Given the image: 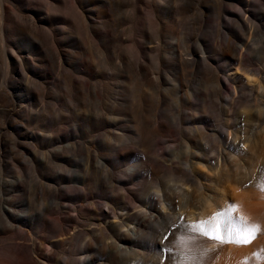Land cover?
Masks as SVG:
<instances>
[{"label": "rangeland", "instance_id": "rangeland-1", "mask_svg": "<svg viewBox=\"0 0 264 264\" xmlns=\"http://www.w3.org/2000/svg\"><path fill=\"white\" fill-rule=\"evenodd\" d=\"M67 1L68 3L64 4V7L62 5L65 10L60 5H56L58 9L52 11L60 17H68L67 23L53 24L54 26L44 25L43 31L39 32L32 27L31 23L26 24V22L22 29H17L9 35L10 41H7L5 46L0 30V82L7 74L4 52L6 47L8 50L20 51L22 55L26 54L31 57L30 62L27 63L29 71H32L31 65L34 64L37 68L39 67L38 70L41 73L47 72L45 82L42 84L43 88L35 84L33 86L26 79L20 80V85L16 84L17 87L15 85H10L12 88L9 87V90L12 91H8L16 95L14 105L28 104L29 114L25 111L21 112L20 118L12 117L4 110L19 109L20 105L19 107H14V105L10 107V105L7 106V102L0 101V104H3L0 105V166L2 165L0 170V261L15 260L19 253H23L31 264H233L234 260H238L239 264H264V231L260 229L255 233L250 243L236 244L221 243L199 233H192L190 228L182 227V225L180 227V224L169 227L172 225L173 215L181 214V211L185 213V209L180 208L178 197L175 199L172 196L174 199H169L173 202L174 209L169 211V215H165L167 225L163 221L165 219L163 216L160 217L162 220L160 218L153 221L146 220L143 222L141 234L137 238L127 239L126 235L120 232L119 227L112 225L120 222L119 219L126 218V216L123 218L113 217V213L124 212L126 214L129 211L134 214L133 222L123 230L132 227L136 221L145 219L143 217L145 214L141 215L137 211L144 212L149 209L159 213L160 209L157 203L153 200L146 202L148 195L151 193L155 195L158 185L173 186L175 183L181 182L172 180L175 176L165 167H156L153 172L149 169V165L158 162L165 163V165L171 164L169 160L174 155L183 152L187 140L192 138L195 139L197 147L204 143L203 145L209 146L211 150L219 146L226 147L227 150L226 171L223 174L213 177L211 180L200 178L199 183H203L205 186L202 191L196 185L183 186L190 190L192 204L199 205L207 195L224 190L232 200L223 205L221 209L216 208L212 217H216L217 213L225 214L220 218L221 235L225 237L228 217H231L235 224L248 226H259V222L262 224V219L260 221L248 218L235 219L231 212L235 209L237 199L260 204L264 210V0H252L249 7L237 2H233L237 3L233 4L229 0H200L199 4L196 3L199 0H174L175 2L163 0L164 3H161V0H111V2L110 0H82L86 5L85 9L105 12L104 15L98 13L99 17H95L96 28L99 27L97 28L99 34L95 37L90 35L86 20L82 16L79 18L74 16L75 14L70 9V0ZM7 3H10V6L13 5L18 13L31 15L22 11L25 4L46 12V5L53 7L52 5L56 2L53 0H7ZM139 3H142V8ZM231 3L233 5L230 7ZM133 5L135 9L138 7V11L134 9ZM223 6L244 16L246 15L245 11H248L246 16H249L252 27L242 28L241 24L239 25L238 17L226 14L223 11ZM60 8L62 11L59 10ZM125 8L126 15L124 14ZM130 8L133 10L128 11ZM201 8L202 15L198 13ZM58 10L60 12H57ZM131 12H134L136 16ZM189 13L192 16L197 15V18L192 17ZM117 14L122 18H119L120 16ZM216 17L217 19L221 17L220 23ZM236 21L239 23H235ZM73 22L75 25L77 24L76 27L71 25ZM217 24H221L220 27L223 28ZM62 26L63 29H66H64V35L68 38L66 43H61L59 46L60 49L67 50V60L64 65L63 62L58 61L60 59L57 58L58 46H56L57 40L61 37L57 28ZM65 26H69V28ZM87 28L90 34L85 30ZM113 28H117L115 30L118 34ZM75 30L81 31V33L74 32ZM150 31L157 33L153 34ZM87 34L95 39L90 38ZM217 34L219 35L217 36ZM38 35L41 40L35 38ZM50 36L52 37L50 38ZM73 38L75 43L70 42ZM176 38H179L180 42ZM89 40L90 42L98 41L99 44L96 42L94 44L99 45V50L102 48L104 52L97 51L98 47L90 43L93 44L94 51ZM174 40H177L176 43ZM184 40L186 41L184 42ZM38 41H46L47 44L43 42L44 46ZM152 41L153 43H151ZM244 41L247 46L243 52L249 57L245 60L244 69L248 68L250 72L243 69L237 71V65L221 55L222 49L228 43L230 46L233 45L240 49L241 45L245 44ZM200 42L207 45L205 48L206 50L209 48L208 54L217 60L213 65L221 67L222 71L219 74L228 84L226 88L224 87L225 90L222 89L220 93L215 91L212 79L207 77L208 75L200 64L195 65V68L190 65H181L174 55L175 49L185 51L189 48L188 44L198 47ZM215 42L216 44H214ZM119 43L122 46L120 45L118 48ZM157 44L161 49H157ZM88 45L90 46L88 47ZM44 47H46L45 50ZM55 47L56 49H54ZM220 48L221 50H219ZM47 49L50 51L47 52ZM159 50L161 52L158 53ZM48 53H51V57ZM116 56H120V58ZM142 60L144 63L140 64L139 61L142 62ZM77 62L80 67L82 66L80 73L75 68ZM126 62L128 63L126 64ZM135 66L136 70L133 69ZM62 67L68 70H63ZM107 68H109L108 72ZM60 70L63 71L60 72ZM136 71H140V75ZM67 72L70 74L72 72L73 78H70ZM66 74L70 80L66 78ZM204 74L207 75L209 81L206 78L202 79L205 77ZM12 75L17 77L19 73L12 71L8 74V78ZM248 77L251 79L250 82ZM72 79L80 81V85L87 84L82 88L84 91L81 88L78 92L71 91V88L67 90ZM84 80L87 81L83 82ZM101 86H103L102 89ZM235 86L236 93L233 89ZM34 87L38 88L35 90ZM138 94L139 96H137ZM29 96L32 98L28 101ZM41 97H43V101ZM145 98L147 99L145 100ZM138 104L141 107L137 110ZM132 105L133 107H131ZM134 112H136L135 115ZM17 119L20 121L18 122ZM21 123L28 131L37 132L39 135L34 139L24 141L16 132L15 127ZM199 126L206 129L203 134H201L202 130ZM235 129H238L240 136V145L237 150L231 148L227 139V132ZM6 130L11 133L12 137L5 134ZM154 130L157 131L154 132ZM217 131L220 132L217 136L212 133ZM221 133H224V136ZM65 134L66 137H64ZM8 135L9 137H7ZM128 151L127 155L120 157V152L126 154ZM236 155L238 160L234 158ZM209 159L211 161L213 157H209ZM104 161L105 163H103ZM238 162L240 163L239 167ZM131 167L136 170L133 174ZM234 187L239 188L238 195L234 193ZM121 194H125L127 200L116 198ZM159 194L162 195L160 191ZM178 199L179 201H177ZM103 210L112 213V217L108 219ZM20 213H25L28 219H19ZM16 215L17 217H15ZM5 223L9 229L6 228V225L4 227ZM12 223L14 224L12 225ZM19 228H22L21 231L18 230ZM170 228L174 230V234ZM175 231H177V235ZM113 241L127 246L129 249L125 251H133V253L124 254L118 249H111L109 244ZM162 249L164 250L162 251ZM49 254L51 257L48 260L45 257ZM187 257L191 258L189 263L184 262Z\"/></svg>", "mask_w": 264, "mask_h": 264}, {"label": "bare ground", "instance_id": "bare-ground-1", "mask_svg": "<svg viewBox=\"0 0 264 264\" xmlns=\"http://www.w3.org/2000/svg\"><path fill=\"white\" fill-rule=\"evenodd\" d=\"M13 1H18V0H13ZM43 1V0H42ZM54 2H56V3H54L52 6L53 7H47V5H46V9H47V11L46 12H43V11H40V10H37V9H35V8H33V7H31L29 4H25V7H23V9H22V11H25V12H27V13H29V14H31V15H23V14H21V13H18V11L16 10V8H14L13 7V5L12 6H10L8 3H7V0H0V30H1V39H2V42H3V45L5 46V44L7 43V41H10V39H9V35L13 32V31H16L17 29L18 30H20V29H22V27L24 26V23H26V24H28V22L29 23H31L33 26L32 27H34V29L36 30V31H39L40 32V30H42L43 31V28L45 27L44 25H53V24H61V23H67L68 22V17L67 18H63V17H60V16H58L57 14H55V13H53L54 12V10H56V8H57V6L56 5H60V7L62 8V5H63V7H64V4L66 5V3H68V1L67 0H53ZM119 1V0H118ZM127 1V0H126ZM129 1H131V0H129ZM137 1V0H136ZM152 1H154V0H152ZM173 2H175L174 0H172ZM172 1H171V3H172ZM177 1V0H176ZM184 1V0H183ZM182 1V2H183ZM185 1H187V0H185ZM191 1V0H190ZM193 1V0H192ZM218 1V0H217ZM222 1V0H221ZM229 1H231L232 3L233 2H237V3H240L241 5H243V6H247V7H249L250 5H251V3H252V0H229ZM51 2V1H50ZM110 2H111V0H110ZM115 2V1H114ZM135 2V1H134ZM133 2V3H134ZM163 2V0H161V3ZM120 3V2H119ZM125 3V2H124ZM148 3H149V1H148ZM152 3V2H151ZM164 3V2H163ZM179 3H180V1H179ZM187 3V2H186ZM191 3V2H190ZM196 3H200V0H199V2L197 1ZM231 3V5H230V7L233 5V4H237V3H233L232 4ZM50 4H52V2L50 3ZM69 4H70V9L73 11V13L75 14L74 16H76V17H83V19H85L86 20V24L88 25V28H89V31L91 32V34H90V32L88 31V28L87 29H85V30H87L88 32H89V34L90 35H94V37L95 36H97L98 34H99V32H98V29L97 28H99V27H97L96 28V20H95V17H99L98 16V13H100V14H105V12L103 11V10H100V11H98V12H96V11H94V10H92V9H85V7H86V5H84L83 4V1L82 0H70L69 1ZM131 4V3H130ZM129 4V5H130ZM140 4V3H139ZM142 4V3H141ZM140 4V5H141ZM156 4V3H155ZM167 4V3H166ZM197 4V5H198ZM111 5V4H110ZM135 5V4H134ZM134 5H133V7H134ZM151 5V4H150ZM169 5V4H168ZM174 5V4H173ZM177 5H179L178 3H177ZM183 5H185L184 3H183ZM192 5V4H191ZM235 6V5H234ZM240 6V5H239ZM99 7H100V5H99ZM118 7H119V5H118ZM143 7V5H141V8ZM198 7H199V5H198ZM200 7H201V5H200ZM213 7H214V5H213ZM215 7H216V5H215ZM218 7H219V3H218ZM61 8L59 9V10H61ZM67 8H68V4H67ZM94 8V7H93ZM96 8V7H95ZM222 8V7H221ZM237 8V7H236ZM58 9V8H57ZM62 9H64L65 10V8H62ZM102 9V8H101ZM119 9V8H118ZM127 9H129V8H127ZM134 9H135V7H134ZM174 9V8H173ZM239 9V8H238ZM57 11V12H60V11ZM131 10H133L132 8H130V10H128V11H131ZM136 11H138V7H136V9H135ZM134 10V11H135ZM143 10V9H142ZM152 10V9H151ZM188 10V9H187ZM192 10V9H191ZM195 10H196V8H195ZM195 10L193 11V12H195ZM201 11H199L198 13L199 14H201L202 13V8L200 9ZM233 10V9H232ZM230 11L229 10V8H227L226 6H223V11L226 13V14H228V15H231V16H236V17H238V21L240 22H238V21H236L235 23H239V25L241 24V27L242 28H249V27H252L251 25H250V18H249V16H246L247 15V13H248V11H245V13L244 14H246L245 16L244 15H241V14H237V13H235V12H233V11ZM53 11V12H52ZM62 11V10H61ZM66 11H68V9H66ZM65 11V12H66ZM70 11V10H69ZM135 11V12H136ZM196 11H198V10H196ZM204 11V10H203ZM217 11H219L218 9H217ZM221 11V10H220ZM20 12V11H19ZM120 12V11H119ZM127 12V10H126V8H125V10H124V14ZM205 12V11H204ZM224 12H223V14H224ZM62 13V12H61ZM61 13H60V15H61ZM64 13V12H63ZM132 13H134V12H131V14ZM183 13H185V12H183ZM70 15H71V13H69ZM128 14H130V13H128ZM127 14V15H128ZM131 14H130V16H131ZM148 14V16H149V13H147ZM152 14V13H151ZM190 14V13H189ZM261 14H263V13H261ZM67 15V14H66ZM69 15V16H70ZM119 14H117V16H118ZM122 15V14H121ZM126 15V14H125ZM134 15L136 16V14L134 13ZM145 15H146V13H145ZM191 15V14H190ZM189 15V16H190ZM202 15V14H201ZM219 15V14H218ZM227 15V16H228ZM73 16V15H72ZM120 16V15H119ZM123 17H124V15H122ZM129 16V15H128ZM185 16V15H184ZM192 16V15H191ZM193 16H195V15H193ZM192 16V17H193ZM197 16V15H196ZM195 16V18H197ZM200 16V15H199ZM217 16V15H216ZM132 17H133V15H132ZM151 17H154V16H152L151 15ZM178 17V16H177ZM180 17V16H179ZM188 17V16H187ZM192 17H190V18H192ZM202 17V16H201ZM203 17H204V15H203ZM202 17V18H203ZM219 17V16H218ZM77 18V19H78ZM118 18V17H117ZM116 18V19H117ZM119 18H122L121 16L119 17ZM130 18V17H129ZM71 19V18H70ZM73 19H74V17H73ZM126 19V18H125ZM131 19V18H130ZM139 19V18H138ZM146 19H148L147 17H146ZM149 19H150V17H149ZM204 19V18H203ZM216 19H217V17H216ZM220 19H221V17H220ZM220 19H217V20H219V22L218 23H220L221 21H220ZM230 19V18H229ZM235 19V18H234ZM233 19V20H234ZM76 20V19H75ZM74 20V21H75ZM101 20V19H100ZM121 20V19H120ZM195 20V19H194ZM193 20V21H194ZM199 20H201V18H199ZM216 20V21H217ZM226 20V19H225ZM227 20H228V18H227ZM231 20V19H230ZM236 20V19H235ZM234 20V21H235ZM119 21V20H118ZM179 21H180V19H179ZM204 21V20H203ZM215 21V22H216ZM229 21V20H228ZM101 22V21H100ZM113 22H115L114 21V19H113ZM132 22H133V20H132ZM149 22H150V20H149ZM181 22V21H180ZM180 22H179V24H180ZM188 22V21H187ZM196 22H198L197 20H196ZM214 22V23H215ZM223 22V21H222ZM83 23V22H82ZM104 23V22H103ZM130 23V22H129ZM182 23V22H181ZM202 23V22H201ZM217 23V22H216ZM128 24V23H127ZM134 24V23H133ZM133 24H131V25H133ZM137 24V23H136ZM185 24V23H184ZM200 24V23H199ZM233 24V23H232ZM72 26H75L76 27V25H75V23L73 22L72 24H71ZM196 25V24H195ZM218 25V24H217ZM221 25V24H220ZM220 25H218L219 27H220ZM257 25V24H256ZM255 25V26H256ZM28 26V25H27ZM54 26V25H53ZM71 26V27H72ZM101 26H103V25H101ZM137 26V25H136ZM135 26V27H136ZM145 26V25H144ZM185 26V25H184ZM193 26V25H192ZM223 26V25H222ZM66 28H69V26H65ZM70 27V28H71ZM80 27V26H79ZM181 27V26H180ZM180 27H178V28H180ZM182 27H183V25H182ZM78 28V27H77ZM125 28V27H124ZM129 28H131L130 26H129ZM132 28H133V26H132ZM156 28V27H155ZM159 28V27H158ZM157 28V29H158ZM197 28V27H196ZM220 28H223V27H220ZM219 28V29H220ZM33 29V28H32ZM46 30H47V28H45ZM65 29V28H64ZM64 29H63V26L62 27H58L57 28V30L59 31L58 32V34L59 35H61V37L57 40V44H56V46H58V51H57V53H58V59H60V60H58L59 62L61 61V62H63V65H64V62L67 60V50H63V49H60L59 48V46H60V44L61 43H66L67 41H68V38H67V36H65L64 35ZM114 29V28H113ZM116 30H117V28H115ZM114 29V30H115ZM157 29H156V31H157ZM183 29V28H182ZM189 29V28H188ZM187 29V30H188ZM66 30V29H65ZM71 30V29H70ZM79 30V29H78ZM106 30H108V29H106ZM116 30H115V32H116ZM155 30V29H154ZM176 30V29H175ZM197 30V29H196ZM200 30V29H199ZM31 31V30H30ZM41 31V32H42ZM84 31V30H83ZM82 31V32H83ZM104 31V30H103ZM127 31V30H126ZM155 31V32H156ZM158 31H160V30H158ZM185 31V30H184ZM183 31V32H184ZM218 31V30H217ZM35 32V31H34ZM34 32H33V38H34ZM68 32V31H67ZM74 32H79V31H77V30H75ZM86 32V31H85ZM106 32V31H105ZM114 32V31H113ZM150 32H153V31H150ZM149 32V33H150ZM155 32H153V34L155 33ZM175 32V31H174ZM187 32V31H186ZM200 32V31H199ZM51 33V32H50ZM79 33H81V31L79 32ZM117 33V32H116ZM120 33V32H119ZM157 33V32H156ZM191 33V32H190ZM39 34V33H38ZM44 34V33H43ZM78 34V33H77ZM89 34H87V36L89 35ZM111 34H113V33H111ZM118 34V33H117ZM151 34V33H150ZM153 34H151V35H153ZM159 34V33H158ZM171 34V33H170ZM192 34V33H191ZM195 34V33H194ZM30 35V34H29ZM46 35V34H45ZM44 35V36H45ZM52 35V34H51ZM79 35V34H78ZM89 35V36H90ZM121 35V34H120ZM124 35V34H123ZM184 35H186V36H188L186 33H184ZM183 35V36H184ZM219 34H217V36H218ZM43 36V37H44ZM49 36V35H48ZM83 36V35H82ZM86 36V35H85ZM129 36V35H128ZM144 36V35H143ZM186 36H184V37H186ZM225 36V35H224ZM39 37V35L38 36H36L35 38H38ZM41 37V36H40ZM47 37V36H46ZM45 37V38H46ZM52 36H50V38H51ZM71 37V36H70ZM76 37V36H75ZM79 37H81L80 35H79ZM78 37V38H79ZM116 37V36H115ZM124 37V36H123ZM154 37V36H153ZM153 37H151V38H153ZM156 37V36H155ZM154 37V38H155ZM160 37V36H159ZM191 37V36H190ZM194 37V36H193ZM221 37V36H220ZM42 38V37H41ZM90 38H93V37H91L90 36ZM89 38V39H90ZM120 38H121V36H120ZM129 38V37H128ZM127 38V40H129ZM153 38V39H154ZM198 38V37H197ZM219 38V37H218ZM12 39V38H11ZM15 39V38H14ZM39 39V38H38ZM55 39V38H54ZM80 39V38H79ZM93 39H95V38H93ZM131 39V38H130ZM142 39V38H141ZM177 39V38H176ZM179 39V38H178ZM177 39V40H178ZM185 39V38H184ZM193 39V38H192ZM196 39V38H195ZM232 39V38H231ZM244 39V38H243ZM15 40H17V39H15ZM37 40V39H36ZM39 40H41V39H39ZM45 40H47V39H45ZM81 40H83V38H81ZM90 40H92V39H90ZM90 40H89V44L90 43H93L94 44V42H96V41H92V42H90ZM156 40V39H155ZM154 40V41H155ZM176 40V41H177ZM226 40V39H225ZM228 40H230V39H228ZM54 41V40H53ZM53 41H51V42H53ZM71 41H75V39L73 38L72 40H70V42ZM130 41V40H129ZM158 42H159V40H157ZM156 41V42H157ZM170 41V40H169ZM168 41V42H169ZM175 41V40H174ZM176 41H175V43H176ZM179 42H180V40H178ZM186 40H184V42H185ZM191 41V40H190ZM220 41H221V39H220ZM224 41V40H223ZM38 42H41L42 44H43V42L44 41H38ZM73 42H72V45H73ZM77 42V41H76ZM86 43H87V41H85ZM143 42V41H142ZM150 42V41H149ZM171 42H173V40H171ZM181 42H182V40H181ZM199 42V41H198ZM219 42V41H218ZM228 42H230V41H228ZM234 42V41H233ZM40 43V44H41ZM44 43H46V41L44 42ZM48 43H49V41H48ZM54 43H56V42H54ZM54 43H53V45H54ZM75 43V42H74ZM96 43H98V41L96 42ZM96 43L94 44V46L95 47H98V46H96ZM116 43H118V42H116ZM122 43V42H121ZM151 43H153V41L151 42ZM150 43V44H151ZM161 43V42H160ZM178 43V42H177ZM189 44H190V42H188ZM192 43V42H191ZM196 43V42H195ZM220 43V42H219ZM244 43H245V41H244ZM47 44V43H46ZM68 44V43H67ZM85 44V43H84ZM92 44V45H93ZM99 44V43H98ZM123 44V43H122ZM122 44H120L119 43V45H118V48H119V46L121 45L122 46ZM150 44H148V45H150ZM159 44V43H158ZM158 44H157V47H158ZM181 44V43H180ZM189 44L187 45L189 48L187 49V50H185V51H183V50H181V51H179L178 49H175V51H174V55H175V57H176V59L179 61V63L181 64V65H190V66H195V65H199L200 64V66H202L203 67V69L205 70V72H206V74L208 75H206V74H204L205 75V77L203 78L202 77V79L204 80L205 78L209 81V79L207 78V77H209L210 78V80L212 79V81L211 82H213V87H214V89H215V91L217 92V93H220L221 91H222V89H224V87L226 88L227 87V82L225 81V79L219 74V72L220 71H222V69H221V67L220 66H214L213 64L214 63H216L217 62V60H215L214 59V57L213 56H211V55H209L208 54V49L206 50V46L204 45V44H201V42H200V45L198 44L197 46L198 47H192V46H189ZM214 44H216V42L214 43ZM223 44H225V42H223ZM230 43H228V45H226V47L225 48H223L222 46H224V45H222L221 46V48H223L222 49V52H221V55L223 56V57H225V58H228L233 64H235V65H237V71L239 70V69H243V70H247V72H250V70L248 69V68H245L244 69V66H245V60L247 59V57L248 56H246L245 54H244V52H243V49L247 46L246 45V43L245 44H243V45H241V47H240V49H238L237 47H234L233 45H231V46H233V47H231L230 45H229ZM231 44H233V43H231ZM44 45V44H43ZM52 45V46H53ZM87 45V44H86ZM91 45V44H90ZM90 45H88V47L90 46ZM91 45V48H93V46ZM116 46H117V44H115ZM123 45H125V44H123ZM126 45H128V44H126ZM154 45H155V43H154ZM153 45V46H154ZM172 45V44H171ZM179 45V44H178ZM209 45V44H208ZM221 45V44H220ZM219 45V46H220ZM234 45H236L235 43H234ZM3 46V47H4ZM45 46V45H44ZM50 46V45H49ZM85 46V45H84ZM116 46H114V47H116ZM159 46H160V44H159ZM180 46V45H179ZM215 46V45H214ZM218 46V47H219ZM237 46V45H236ZM41 47H43V46H41ZM51 47V46H50ZM49 47V48H50ZM54 47V46H53ZM88 47H85V48H88ZM100 47V46H99ZM96 48L97 49V51H100V52H104V50L102 51V48H101V50H99L100 48ZM151 47V46H150ZM181 47V46H180ZM179 47V48H180ZM5 48V47H4ZM45 48L46 47H44V50H45ZM47 48H48V46H47ZM120 48H122L123 49V47H120ZM176 48V47H175ZM214 48V47H213ZM216 48V47H215ZM221 48L219 49V50H221ZM38 49H39V47H38ZM50 49H52V47L50 48ZM54 49H56V47L54 48ZM90 49V48H89ZM94 49V51H95V48H93ZM153 49V48H152ZM157 49H161V48H157ZM162 49H163V46H162ZM180 49H182V48H180ZM184 49V48H183ZM48 50L49 49H47V52H48ZM121 50V49H120ZM168 50V49H167ZM218 50V51H219ZM50 51V50H49ZM69 51V50H68ZM77 51V50H76ZM82 51V50H81ZM92 51V50H91ZM90 51V52H91ZM126 51V50H125ZM183 51V52H182ZM5 59H6V64L5 65H7V71H6V77H4L2 80H1V82H0V101L1 102H7V106H9L10 105V107H11V105H14L15 103H13L14 102V99H15V97H16V95L15 94H13V93H11V92H9V91H12V90H9V87L10 88H12L10 85H15L16 87H17V85L16 84H19L20 85V80H23V79H26L27 80V82L28 81H30V83L33 85V84H35V85H38V86H41L42 88H43V83L45 82V78H46V74H47V72L46 73H41V71H39L38 70V68H37V66L36 65H34V64H32L31 66H32V71H29V69H28V67H27V63L28 62H30V60H31V57H28L26 54H21V52L20 51H13L12 49L11 50H8L7 49V47H6V49H5ZM55 52V51H54ZM115 52V51H114ZM159 52H161L160 50L158 51V53ZM168 52V51H167ZM173 52V51H172ZM52 53V52H51ZM51 53L49 54V56L51 55ZM56 53V54H57ZM76 53H78V52H76ZM80 53V52H79ZM88 53H89V51H88ZM92 53V52H91ZM98 53V52H97ZM118 53V52H117ZM73 54V53H72ZM81 54V53H80ZM79 54V55H80ZM101 54V53H100ZM123 54H124V52H123ZM132 54V53H131ZM164 54V53H163ZM166 54H168V53H166ZM165 54V55H166ZM91 55V54H90ZM102 55V54H101ZM104 55V54H103ZM116 55V54H115ZM126 56H127V54H125ZM142 55V54H141ZM160 55V54H159ZM169 55V54H168ZM173 55V56H174ZM55 56H57V55H55ZM87 56V55H86ZM89 56V55H88ZM98 56H100V55H98ZM121 56V55H120ZM120 56H116V57H119L120 58ZM167 56V55H166ZM51 57V56H50ZM79 57V56H78ZM105 57V56H104ZM109 57V56H108ZM112 57V56H111ZM168 57H170V56H168ZM167 57V58H168ZM215 57H217V56H215ZM55 58V57H54ZM80 58V57H79ZM90 58V57H89ZM107 58V57H106ZM140 58H141V56H140ZM159 58V57H158ZM164 58V57H163ZM174 58V57H173ZM249 58V57H248ZM127 59V58H126ZM130 59V58H129ZM135 59H137L136 57H135ZM139 59V58H138ZM143 59V58H142ZM166 59V58H165ZM164 59V60H165ZM101 60V59H100ZM123 60V59H122ZM45 61V60H44ZM84 61V60H83ZM106 61V60H105ZM110 61V60H109ZM136 61V60H135ZM54 62V61H53ZM60 62V63H61ZM94 62V61H93ZM99 62V61H98ZM97 62V63H98ZM119 62V61H118ZM117 62V63H118ZM120 62H121V60H120ZM131 62H133V61H131ZM131 62H129V64H131ZM140 62V64L141 63H144L143 62V60H142V62L141 61H139ZM58 63V62H57ZM102 63V62H101ZM105 63V65H106V62H104ZM111 63V62H110ZM128 62H126V64H127ZM138 63V62H137ZM59 64V63H58ZM95 64V63H94ZM100 64V63H99ZM109 64V63H108ZM119 64V63H118ZM126 64H124V65H126ZM133 64V63H132ZM52 65H54V64H52ZM61 65V64H60ZM89 65V64H88ZM110 65V64H109ZM120 65V64H119ZM121 65H122V63H121ZM55 66V65H54ZM75 66V65H74ZM56 67V66H55ZM55 67H53V68H55ZM82 67V66H81ZM81 67H80V64H79V62H77L76 63V71L77 72H82L81 71ZM100 67H102L103 68V66H101V64H100ZM99 67V68H100ZM106 67H108V66H106ZM125 67V66H124ZM127 67H129L128 65H127ZM156 67V66H155ZM182 67V66H181ZM180 67V68H181ZM192 67V68H193ZM57 68H59V67H57ZM57 68H55V69H57ZM110 68V67H109ZM109 68H107V72L109 71ZM123 68V67H122ZM130 68V67H129ZM129 68H127V69H129ZM190 68V67H189ZM188 68V69H189ZM195 68V67H194ZM5 69V68H4ZM62 69L63 70H66L67 68H63L62 67ZM105 69V68H104ZM111 69V68H110ZM117 69V68H116ZM115 69V70H116ZM133 69L134 70H136V66H135V68L133 67ZM62 70V71H63ZM68 70V69H67ZM123 70V69H122ZM125 70V69H124ZM133 70V71H134ZM141 70V69H140ZM190 70V69H189ZM189 70H187L188 72H189ZM192 70H194V69H192ZM196 70V69H195ZM12 71H14V73H16V72H18L19 73V76H17V77H15V75H12L10 78H8V74L10 73V72H12ZM54 71V70H53ZM61 70H60V72H62ZM102 71V70H101ZM114 71V70H113ZM112 71V72H113ZM120 71V70H119ZM132 71V72H133ZM148 71V70H147ZM146 71V72H147ZM104 72V71H103ZM105 72H106V70H105ZM115 72V71H114ZM117 72V71H116ZM127 72H129V71H127ZM137 72V71H136ZM136 72H135V74H136ZM142 72H144V71H142ZM194 72V71H193ZM204 72V71H203ZM67 73H69L68 75H70V78H73V74H72V72H71V74H72V76H71V74H70V72H67ZM140 73V71L139 72H137V74H139ZM148 73V72H147ZM183 73V72H182ZM202 73V72H201ZM1 74V73H0ZM110 74H112L111 72H110ZM128 75H132L131 73L129 74V73H127ZM134 74V73H133ZM186 74V73H185ZM189 74V73H188ZM67 74H66V78H68L69 76H68ZM140 75V74H139ZM143 75V74H142ZM187 75V74H186ZM201 75V74H200ZM56 76H60V75H56ZM144 76V75H143ZM146 76V75H145ZM181 76V75H180ZM203 76V75H202ZM207 76V77H206ZM65 77V76H64ZM78 77H80V76H78ZM83 77V76H82ZM178 77V76H177ZM1 78V77H0ZM61 78V77H60ZM76 78H77V76H76ZM85 78H86V76H85ZM132 78V77H131ZM141 78H143V77H141ZM62 79V78H61ZM69 79V78H68ZM80 79V78H79ZM100 79V78H99ZM130 79V78H129ZM161 79V78H160ZM248 79H249V82L251 81V79L248 77ZM26 80H24V81H26ZM47 80H48V76H47ZM70 80V79H69ZM82 80V79H81ZM184 80V79H183ZM68 81V80H67ZM87 80H84L83 82H86ZM101 81V80H100ZM145 81V80H144ZM180 81V80H179ZM66 82V81H65ZM89 82V81H88ZM95 82V81H94ZM96 82H97V80H96ZM96 82H95V84H96ZM106 82V81H105ZM29 83V82H28ZM69 83V82H68ZM67 83V84H68ZM82 83V82H81ZM91 83V82H90ZM149 83H151V82H149ZM209 83V82H208ZM46 84V83H45ZM66 84V83H65ZM66 84V85H67ZM83 84V83H82ZM80 85V81H73V79L70 81V83L68 84V85H70V87H68L69 89H67V90H70V88H71V91L73 90V91H75V92H78L79 90H80V88H81V90H82V88L84 87V86H86V85ZM178 84V83H177ZM183 84V83H182ZM28 85V84H27ZM35 85H33V86H35ZM99 85V84H98ZM101 85H102V83H101ZM31 86V85H30ZM47 86V85H46ZM56 86V85H55ZM54 86V87H55ZM82 86V87H81ZM142 86V85H141ZM145 86V85H144ZM40 87V88H41ZM97 87V86H96ZM102 87L103 86H101V89H102ZM143 87V86H142ZM211 87V86H210ZM229 87H231L232 88V86H229ZM234 87V86H233ZM31 88V87H30ZM35 88V90H36V88H38V87H34ZM39 88V89H40ZM45 88V87H44ZM88 88V87H87ZM95 88V87H94ZM159 88V87H158ZM176 88V87H175ZM200 88V87H199ZM198 88V89H199ZM39 89H38V92H39ZM55 89V88H54ZM96 89V88H95ZM142 89V88H141ZM179 89H180V87H179ZM234 89V91H235V93L237 92L236 91V86H235V88H233ZM9 90V91H8ZM225 90V89H224ZM44 91H46L45 89H44ZM57 91V90H56ZM82 91H84V90H82ZM81 91V92H82ZM146 91V90H145ZM181 91V90H180ZM179 91V92H180ZM199 91H200V89H199ZM37 92V91H36ZM41 92H42V90H41ZM41 92H40V94H41ZM70 92V91H69ZM74 92V93H75ZM184 92V91H183ZM186 92V91H185ZM201 92V91H200ZM225 92V91H224ZM224 92H222V93H224ZM55 93V92H54ZM61 93V92H60ZM68 93V92H67ZM71 93V92H70ZM70 93H68V94H70ZM144 93V92H143ZM221 93V94H222ZM18 94V93H17ZM39 94V93H38ZM46 94V93H45ZM44 94V95H45ZM59 94V93H58ZM149 94V93H148ZM187 94H188V91H187ZM194 96H195V94L194 93H192ZM220 94V96H222L223 97V95H221ZM31 95V94H30ZM42 95V94H41ZM72 95H73V92H72ZM78 96H79V93L77 94ZM140 95H141V92H140ZM145 96H147L146 94H144ZM143 95V96H144ZM185 96H186V94H184ZM190 95V94H189ZM20 96V95H19ZM137 96H139V94L137 95ZM137 96H134V97H137ZM45 97V96H44ZM52 97V96H51ZM188 97V96H187ZM186 97V98H187ZM199 97V96H198ZM32 97L31 96H29L28 97V101L31 99ZM79 98V97H78ZM77 98V99H78ZM141 98V97H140ZM144 98V97H143ZM197 98V97H196ZM82 99V98H81ZM147 98H145V100H146ZM152 99V98H151ZM195 99V98H194ZM234 99V98H233ZM16 100V99H15ZM41 100L43 101V97H41ZM46 100V99H45ZM44 100V101H45ZM132 100V99H131ZM187 100H188V98H187ZM220 100V99H219ZM137 101V100H136ZM135 101V102H136ZM148 101V100H147ZM152 102H153V100H151ZM189 101V100H188ZM191 101H193V99H191ZM127 102V101H126ZM134 102V104H136ZM141 103H143L142 101H140ZM158 102V101H157ZM42 103V102H41ZM145 103V102H144ZM222 103V102H221ZM32 104V103H31ZM43 104H44V102H43ZM43 104H42V106H43ZM133 104V105H134ZM152 104V103H151ZM1 106L3 105V104H0ZM6 105V104H5ZM19 105H20V107H19ZM130 105V104H129ZM133 105L131 106V107H133ZM139 105V104H138ZM142 105V104H141ZM149 105V104H148ZM1 106H0V108H1ZM19 107V109H16V108H14V109H6V107H4L6 110H4V112L6 111L7 112V114H9L10 116H12V117H14V116H16V117H19L20 118V114H21V112H28V114L30 113V108H29V105L27 104V105H23V104H18V105H14V107ZM136 106V105H135ZM150 106V105H149ZM140 105L138 106V108H137V110L138 109H140ZM3 108V109H4ZM46 108V107H45ZM156 108H157V106L155 107V110H156ZM135 109V108H134ZM144 109V108H143ZM33 111H35V110H33ZM32 111V112H33ZM43 111L45 112V110L43 109ZM135 111H136V109H135ZM140 111V110H139ZM144 111V110H143ZM142 111V112H143ZM31 112V113H32ZM36 112H37V110H36ZM145 112V111H144ZM38 113H39V111H38ZM135 113L136 112H134V115H135ZM157 113V112H156ZM6 114V115H7ZM33 114V113H32ZM31 114V115H32ZM43 114V113H42ZM136 115H138V114H136ZM146 115V114H145ZM156 115V114H155ZM23 116V115H22ZM28 116V115H27ZM143 116V115H142ZM141 116V117H142ZM7 117V116H6ZM26 117V116H25ZM25 117H24V119H25ZM1 118H2V116H1ZM5 118V117H4ZM9 118H11V117H9ZM143 118V117H142ZM149 118V117H148ZM15 119V118H14ZM30 120V119H29ZM138 120V119H137ZM149 120H151V119H149ZM6 121V120H5ZM11 121H12V119H11ZM17 121H18V119H17ZM16 120H15V122H17ZM20 121V120H19ZM18 121V122H19ZM24 121V120H23ZM1 122V121H0ZM10 122V121H9ZM14 122V123H15ZM146 122H147V120H146ZM145 122V123H146ZM6 123V122H5ZM7 123H8V120H7ZM16 124V123H15ZM147 124H149V123H147ZM151 124V123H150ZM2 125H3V123H2ZM12 125H13V123H12ZM26 125V124H25ZM6 126V125H5ZM27 126V125H26ZM9 127V126H8ZM16 132H18L19 133V135L24 139V141L25 140H29V139H34V137H36L37 135H39V134H37V132H32V131H28L23 125H22V123L21 124H17L16 126ZM199 127H201V126H199ZM198 127V128H199ZM4 128V127H3ZM2 128V129H3ZM7 129H9V128H7ZM153 129H154V127H153ZM159 129V128H158ZM32 130V129H31ZM34 130V129H33ZM152 130V129H151ZM150 130V131H151ZM201 130H202V132H201V134H203V132L206 130L205 128L203 129V127H201ZM2 131V130H1ZM79 131V130H78ZM77 131V132H78ZM148 131V130H147ZM157 130H154V132H156ZM41 132V131H40ZM71 132V131H70ZM70 132H69V134H70ZM153 132V133H154ZM195 132L197 133V131L195 130ZM222 132V131H221ZM226 132H227V130H226ZM14 133V132H13ZM147 133V132H146ZM200 133V132H199ZM211 133V132H210ZM214 135H219L220 134V132L219 131H217V132H212ZM228 134V136H227V139H228V143L229 144H231V148L232 149H234V150H237L238 149V147H239V145H240V136H239V131H238V129H235L234 131L232 130V131H229V132H227ZM1 134V133H0ZM5 134H9V135H11V133L9 132L8 133V130H6V133ZM46 134H47V132H46ZM68 134V135H69ZM74 134V133H73ZM72 134V135H73ZM148 134V133H147ZM209 134V133H208ZM222 134V133H221ZM9 135L7 136V137H9ZM15 135V134H14ZM13 135V137H16V136H14ZM75 135V134H74ZM196 135V134H195ZM200 135V134H199ZM198 135V136H199ZM223 136H224V133L222 134ZM76 136V135H75ZM221 136V135H220ZM11 137H12V135H11ZM10 137V138H11ZM40 137V136H39ZM38 137V138H39ZM58 137V136H57ZM64 137H66V134L64 135ZM79 137V136H78ZM151 137V136H150ZM16 138H18V137H16ZM71 138V137H70ZM216 138V137H215ZM218 138V137H217ZM13 139V138H12ZM19 139V138H18ZM218 139H221V138H218ZM37 140V139H36ZM39 140V139H38ZM43 140V139H42ZM66 140H69V139H66ZM71 140V139H70ZM15 141H17V140H15ZM31 141V140H30ZM33 141V140H32ZM77 141V140H76ZM204 141H206V140H204ZM217 141V140H216ZM20 142H23V141H21L20 140ZM27 142V141H26ZM201 142H203V141H201ZM219 142H220V140H219ZM32 143V142H31ZM186 143V142H185ZM5 144V143H4ZM17 144V143H16ZM147 144H148V142H147ZM204 144V143H203ZM201 145L200 147H197V144H196V141H195V139L194 138H192V139H188L187 140V143L185 144V149H184V151L183 152H180L179 153V155H174V157L172 158V159H170L169 160V163H171V164H169V165H165V163H160V162H158V163H152V164H150L149 165V169L150 170H152L153 172L155 171V169H156V167H165V169H167L168 171L170 170V171H172V174L175 176V177H173V179L172 180H174V181H179V182H181V183H175V185H167V186H162V185H158L157 187H158V191L155 193L154 191V193H155V195H153V193H151V195H153V196H151L150 194L148 195V197H147V199H146V202L148 203V202H150V200H153L155 203H157L158 204V206H159V209H160V211H159V213H155V211H151V210H149V209H146L144 212L143 211H137V213H141V215H143V213L145 214V215H143V217H145V219H143V221H136L134 224H133V226L132 227H130V228H128V229H126V230H123V228L124 227H126V226H128L129 227V225L133 222V218H134V214H132L131 212H127L126 214L124 213V212H121V213H113L114 215H113V217H119V218H123L124 216H126V218L125 219H123V220H121V219H119V221L120 222H117V223H113L112 225H114V226H116V227H119L120 228V232H122L124 235H126V237H127V239H129V238H137V237H139V235L141 234V231H142V227H143V222L144 221H153V220H159V218L160 217H165V215H169V211L171 210V209H174L173 208V202L172 201H170L169 199H171V200H173L174 198L172 197V196H174L175 197V199H177V197L180 199V208H183V209H185V213H183L182 211H181V214H175V215H173V218H172V221H171V223H172V225H169V227H173L174 225H176V224H180L179 226L181 227V225H182V227L184 226V227H187V228H190V227H188L189 225H192V224H199V222L200 221H209V220H212L213 219V215H214V210L216 209V208H218V209H221L222 207H223V205H226V204H228L231 200H232V198L231 197H228L226 194H225V191L224 190H220L218 193H211V194H209V195H207L204 199H202V201H201V203L199 204V205H197V204H192V202H191V199H192V197H191V192H190V190L189 189H187V188H184L183 186L184 185H186V186H189L190 187V185L192 184V185H196L197 187H198V189H200L201 191L205 188V186L203 185V183H199V179L200 178H202V179H206V180H211L213 177H219L221 174H223L225 171H226V160H227V157H226V147H223V146H219V147H216L215 149H213V150H211V148L209 147V146H207V145ZM217 144H219V143H217ZM35 145V144H34ZM18 146V145H17ZM29 146H31L30 144H29ZM32 147H34V146H32ZM123 149V148H122ZM122 149H120V150H122ZM3 150V149H2ZM24 150V149H23ZM122 152V151H121ZM120 152V157H123L124 155H127L128 153H129V151L125 154V153H121ZM211 152H213L212 154H210ZM233 152V151H232ZM25 154H26V152H24ZM1 155V154H0ZM233 155H235V153H233ZM209 157H213V159H211V161H213V162H211L210 161V159H209ZM234 158H235V160H238V156L236 155V156H234ZM102 160H104V159H102ZM145 162V161H144ZM143 162V163H144ZM149 162V161H148ZM103 163H105V161L103 162ZM3 164V163H2ZM239 165H240V163L238 162V167H239ZM2 167V165L0 166V170L2 169L1 168ZM113 167V166H112ZM133 167V166H132ZM131 167V168H132ZM139 167H140V165H139ZM138 167V168H139ZM136 169H137V167H135ZM144 168V167H143ZM129 171V170H128ZM136 170L134 169V168H132L131 169V173L133 174L134 172H135ZM130 172V171H129ZM112 176V175H111ZM112 178V177H111ZM14 181V180H13ZM122 182H124V181H122ZM121 183V182H120ZM43 185V184H42ZM42 187V186H41ZM45 188V187H44ZM159 191H160V193H162V195L161 194H159ZM233 191H234V193L236 194V195H238L239 194V188L238 187H234V189H233ZM127 196L124 194H121V195H118L116 198H118V199H121V200H124V199H126L127 200V198H126ZM179 199L177 200V201H179ZM125 200V201H126ZM129 202V201H128ZM264 203V202H263ZM18 205V204H17ZM44 206V205H43ZM47 206V205H46ZM42 207V206H41ZM7 208H9L8 206H7ZM15 208H17V207H15ZM47 208V207H46ZM110 209H111V207H109ZM263 207L262 206H260V204H257V203H248V202H244L243 200H240V199H237V203H236V206H235V209H233L232 210V212H231V215H232V217L233 218H235V219H241V218H248V219H256V220H258V221H260L261 219H262V224H260V222H259V229L260 230H262V231H264V210L262 209ZM6 209V208H5ZM11 209V208H10ZM42 209V208H41ZM40 209V210H41ZM125 209V208H124ZM5 211V210H4ZM8 211V210H7ZM12 211H13V209H12ZM16 211V210H15ZM42 211L43 212H45L43 209H42ZM42 212V213H43ZM102 212V211H101ZM103 213L104 214H106V217L108 218V219H110L112 216V213L110 214L109 212H107V211H104L103 210ZM179 213V212H178ZM183 213V214H182ZM4 214V213H3ZM2 214V215H3ZM21 214V213H20ZM118 214V215H117ZM3 217H5V216H3ZM9 217V216H8ZM15 217H17V215L15 216ZM18 217H19V219H22V220H26V219H28L27 217V215L25 214V213H23V214H21V215H18ZM35 218H37V217H35ZM9 220H10V218H8ZM14 219V218H13ZM161 219V218H160ZM3 220H4V218H3ZM6 220H7V218H6ZM12 220V219H11ZM162 220V219H161ZM163 221L165 222V225H167V217H165V219H163ZM1 224H3V223H1ZM14 223H12V225H13ZM15 224H16V222H15ZM169 224V223H168ZM5 225H6V228H8L7 226V224L5 223L4 224V227H5ZM11 225V224H10ZM10 225H9V227H10ZM17 227V226H16ZM20 227V226H19ZM4 229V228H3ZM9 229V228H8ZM16 229V228H15ZM21 229L22 228H19L18 230L19 231H21ZM186 229V228H185ZM24 231V230H23ZM170 231L174 234V230L173 229H171L170 228ZM177 231H178V229H177ZM177 231H175L176 232V235H177ZM13 232V231H12ZM16 231H14V233H15ZM165 233H167V231H165ZM165 233H163V235H165ZM168 233H169V231H168ZM179 233V232H178ZM15 234H17V233H15ZM173 234H172V236H173ZM170 235V234H169ZM175 235V236H176ZM13 236V235H12ZM171 237V236H170ZM11 238V237H10ZM166 238H168V237H166ZM53 245V244H52ZM107 245V244H106ZM110 245V247H111V249H114V250H119V252H122V253H124V254H129V253H133V251H125V250H128L129 248H127V246H123V245H121V243H117V241H113V242H111V244H109ZM53 253V252H52ZM50 257H51V254H49L47 257H45L46 259H50ZM12 258V257H11ZM16 258V257H15ZM190 257H187L185 260H184V262L185 263H189L190 262ZM0 264H31L28 260H27V258H26V255L25 254H21V253H19V255H18V258H16L15 260H13V259H9V260H5L4 259V261H0ZM233 264H239V262H238V260H234L233 261Z\"/></svg>", "mask_w": 264, "mask_h": 264}, {"label": "snow or ice", "instance_id": "snow-or-ice-1", "mask_svg": "<svg viewBox=\"0 0 264 264\" xmlns=\"http://www.w3.org/2000/svg\"><path fill=\"white\" fill-rule=\"evenodd\" d=\"M225 214L217 213L216 217L209 221H200L199 224L189 225L192 233H199L204 237H209L221 243L248 244L259 231L258 225L248 226L245 224H235L231 217L225 226L226 237L221 235V217ZM244 218H241L243 220ZM214 221V222H213ZM164 249H162L163 251Z\"/></svg>", "mask_w": 264, "mask_h": 264}]
</instances>
